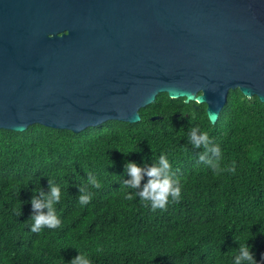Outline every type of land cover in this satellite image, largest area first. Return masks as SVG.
<instances>
[{
	"label": "trees",
	"instance_id": "16d2710c",
	"mask_svg": "<svg viewBox=\"0 0 264 264\" xmlns=\"http://www.w3.org/2000/svg\"><path fill=\"white\" fill-rule=\"evenodd\" d=\"M206 109L161 93L135 124L108 121L80 133L38 124L0 129V264H69L79 253L91 264H233L230 251L244 244L264 264V103L236 89L215 124ZM193 129L208 132L221 168L234 165V173H213L217 157L193 146ZM161 154L181 197L153 211L136 195L148 177L138 189L123 187L131 180L125 165L158 166ZM49 181L60 187L61 224L33 233L30 201L36 191L43 199L38 190L50 195ZM80 187L92 195L86 205Z\"/></svg>",
	"mask_w": 264,
	"mask_h": 264
},
{
	"label": "water",
	"instance_id": "95a60500",
	"mask_svg": "<svg viewBox=\"0 0 264 264\" xmlns=\"http://www.w3.org/2000/svg\"><path fill=\"white\" fill-rule=\"evenodd\" d=\"M236 89L264 103V0H0L1 130L135 124L161 93L215 124Z\"/></svg>",
	"mask_w": 264,
	"mask_h": 264
},
{
	"label": "clouds",
	"instance_id": "9594fccd",
	"mask_svg": "<svg viewBox=\"0 0 264 264\" xmlns=\"http://www.w3.org/2000/svg\"><path fill=\"white\" fill-rule=\"evenodd\" d=\"M190 141L195 148H199L203 145L206 151H211V153L217 157L214 162H209L215 175H219L221 172H235L234 165L223 169L221 168L220 146L215 144V146L209 148V145L212 144V140H210L208 132H202L200 136H197L196 130L193 129ZM199 159L201 162H204L205 157L201 155ZM125 172L131 176V180L123 181V187L130 189L140 188L141 180L144 176L148 177L147 184H145L143 189L137 192L136 195L139 196L142 202H146V206H150L153 211H156L157 209L166 210L170 198L172 201L179 202L181 197L180 181L174 177V173H172L171 170V164L166 155L161 154L159 156L158 166L153 164L151 167L142 168L135 163H126ZM88 176L90 177L88 183H90L92 187H102L101 183L91 176V174H88ZM49 188L50 195H45L42 190H38L39 195L43 197V199L37 198L36 191L33 193V197L30 201L33 215L29 220L33 221L31 227V232L33 233L40 232L44 227L55 229L61 224L54 207L61 199L60 187L49 181ZM80 191L82 194L78 197L79 204L86 205L90 203L92 199L91 193L84 195V187H80ZM127 198L132 199L133 197L129 194ZM45 208L48 209L46 214L43 211ZM230 253L233 254V264H257L254 255L247 244L240 245L237 251H230ZM262 259H264V254H262ZM69 264H91V261L85 254L79 253L69 262Z\"/></svg>",
	"mask_w": 264,
	"mask_h": 264
}]
</instances>
